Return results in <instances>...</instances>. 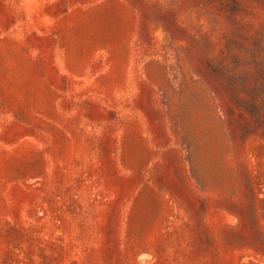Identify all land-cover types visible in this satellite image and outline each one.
<instances>
[{
    "label": "rangeland",
    "instance_id": "374dc122",
    "mask_svg": "<svg viewBox=\"0 0 264 264\" xmlns=\"http://www.w3.org/2000/svg\"><path fill=\"white\" fill-rule=\"evenodd\" d=\"M0 264H264V0H0Z\"/></svg>",
    "mask_w": 264,
    "mask_h": 264
}]
</instances>
